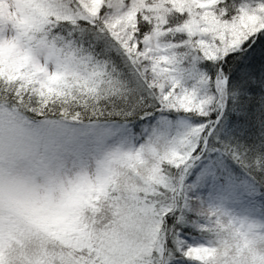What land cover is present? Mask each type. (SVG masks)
<instances>
[{"label":"snow or ice","instance_id":"1","mask_svg":"<svg viewBox=\"0 0 264 264\" xmlns=\"http://www.w3.org/2000/svg\"><path fill=\"white\" fill-rule=\"evenodd\" d=\"M4 4L0 98L40 123L88 118L128 148L83 232L54 228L46 196L0 189L23 218L0 224V264H234L189 186L224 164L250 194L264 187V0H17L15 16Z\"/></svg>","mask_w":264,"mask_h":264},{"label":"rangeland","instance_id":"2","mask_svg":"<svg viewBox=\"0 0 264 264\" xmlns=\"http://www.w3.org/2000/svg\"><path fill=\"white\" fill-rule=\"evenodd\" d=\"M3 7L10 8L15 16L17 0H5ZM185 83L193 86L187 79ZM6 126H11L9 131L4 130ZM13 126L10 118L0 116V189H11L19 198L33 193L46 196L53 210L50 222L54 228L83 232L81 208L96 197H105L108 184L109 190L117 188L125 171L122 152L128 145L106 135L104 126L51 124L34 131L29 126ZM245 184L238 187L215 178L195 179L190 192L205 191L208 206H221L227 213L226 222L216 216L213 219L220 234L215 246L234 264H253V258L258 264L264 257V208ZM18 211L7 202L0 203V224L10 216L23 222ZM195 211L205 210L199 204Z\"/></svg>","mask_w":264,"mask_h":264},{"label":"trees","instance_id":"3","mask_svg":"<svg viewBox=\"0 0 264 264\" xmlns=\"http://www.w3.org/2000/svg\"><path fill=\"white\" fill-rule=\"evenodd\" d=\"M96 62L98 64H100L101 66H104L105 64V60L103 58H96ZM182 71H184L185 73V79L189 80L190 83L193 84V86L195 85L196 81L198 80L199 76H200V72L198 70H196L194 67L193 68H188V69H183ZM109 75L110 76H114L115 78H120L123 73L118 70L116 67H111L110 66V71H109ZM0 116L4 118H10V120L12 121V123L16 126V127H21V126H29L31 129H33V131L37 128H41L44 129L46 128L48 125H51L52 123L49 122H44V123H40L38 121V118L32 116V114L28 111H24L23 109L15 106L10 100H4L2 98H0ZM56 125V124H54ZM64 127L65 126H82V127H88V126H92V125H96L95 121H89L88 118H85L82 121H73L70 119H66L63 123ZM12 126V125H11ZM11 126H6L4 128V130L9 131V128ZM13 126V127H15ZM97 126V125H96ZM100 127V126H98ZM216 180H218L220 183L226 184V182H233L234 185L236 186H241L243 183L247 182V178L244 176V174L239 171L238 169H231L228 168L226 165L221 164L219 167H217L216 169ZM195 179H193L191 181L190 184V188L192 185V182ZM110 185H107L106 188V195L105 197H96L91 204L88 206H83L81 208V214L82 217H84L85 212L91 207L96 205L99 202H102L103 200H106L108 198H110L112 196V189L109 190ZM195 192V193H194ZM194 192H190L189 195L190 197L193 199L196 207L200 204L202 206V208L205 210L203 212H197V214L200 216V222L203 223L204 220L207 223H210L211 225H213V219H215L216 217L218 218H223L226 222V217H225V211L224 209L219 206L218 209H213L210 206H208V200L205 197V191L203 190H194ZM255 194H256V199L260 200V204L263 208H264V187H257V189L255 190ZM204 197V200H203ZM216 216V217H215ZM83 221V219H82ZM219 229L215 228L213 225V233L211 236L212 241L215 242L219 239L218 237L220 236V234L218 233Z\"/></svg>","mask_w":264,"mask_h":264}]
</instances>
